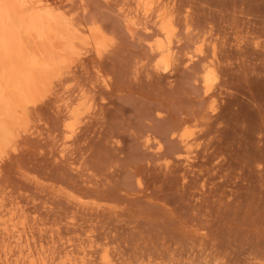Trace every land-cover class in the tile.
<instances>
[{"label": "rangeland", "instance_id": "374dc122", "mask_svg": "<svg viewBox=\"0 0 264 264\" xmlns=\"http://www.w3.org/2000/svg\"><path fill=\"white\" fill-rule=\"evenodd\" d=\"M54 1L104 45L80 49L70 86L33 106L34 133L0 163V196L12 191L5 208L27 219L7 227L12 235L1 229L0 253L29 246L43 251L36 264H98L102 254L110 264H264V0H174L181 21L169 71L157 66L154 46L165 38L140 0ZM123 15L136 17L132 33ZM200 41L206 62H186ZM59 87L86 92L78 120L63 118L57 106L69 92ZM65 120L75 122L70 144ZM174 131L194 139L188 161Z\"/></svg>", "mask_w": 264, "mask_h": 264}, {"label": "bare ground", "instance_id": "6f19581e", "mask_svg": "<svg viewBox=\"0 0 264 264\" xmlns=\"http://www.w3.org/2000/svg\"><path fill=\"white\" fill-rule=\"evenodd\" d=\"M105 1H109V0H105ZM111 1H113V0H111ZM125 1H127V0H124V5H126ZM136 1H138V0H136ZM155 1H157V0H155ZM109 3H110V1H109ZM156 3H157L156 7L153 6V8H152L151 7V0L150 1L149 0H140V2L139 1L137 2V4H139V5H137V7L139 6L141 8V13L143 14L142 16H144L145 19L152 17V19L154 18L156 20V24L159 26V32L158 33H160V35L165 38V41H162L163 39L159 40L158 44L156 46H154L155 47L154 53H155L156 57H158L157 66L161 67L162 69H164L166 71L168 69L171 70L173 68L174 61L177 60V58H178L177 57L178 55L175 52V48L173 47V45L171 43V39L174 36L176 28H177L175 22L177 23L178 22L177 18L179 20L180 17L176 16L177 17L176 18L174 16L176 14L175 13L173 14V12H172L173 10L171 11V7L173 8L174 0H158V2H156ZM57 4L58 3L57 2L55 3L54 0H0V163H2V160L6 156L11 155V157H12V153H14V151L16 149H18V146H19L18 144H20L19 140L22 136H23L22 137V139H23L26 134L28 135V133H34V130L31 129V127H32L31 123L32 122H30L31 127L29 124V121H30L29 118L32 117V116H30L31 115L30 111L32 110V108H34L33 106H35L36 103L38 104L40 101L42 102V100H44L45 98H47V99L50 98V96L56 91V87L60 86L61 83L65 82V83L69 84L70 82H72V80H74V79H72V78H74L72 76V78H71L72 80L69 79L71 81L67 82L68 81L67 79H66L67 81H63L65 78H69L68 75H70L69 73L72 72L70 69L73 68V67L71 68V65L75 64V62H78L77 60L82 58L81 57L82 54L80 55V53H79L80 49H84L83 54L88 55L89 52L93 53L94 47L96 46L97 43L100 45H104L103 44L104 40L102 37L96 39L94 36V34H95L94 31L89 30L91 28H89V29L87 28L88 25H87V27H85L83 24H81V21H80V23L77 22L76 18L71 16L72 14L69 15L68 10H66V6L62 7L61 5H57ZM138 8H136L137 10L135 9L132 13L130 12V9L129 10L127 9V11H129L130 14H133L134 12L136 13L138 11ZM119 11L121 14L127 13V15H130V14H128V12H126L125 9H122V7ZM175 11H176V9H175ZM176 13L178 14L177 11H176ZM179 15H181V14H179ZM185 16H186V13H185ZM122 17L124 18V15ZM174 17L176 18V21H175ZM135 18L132 16H129V17L127 16V19L124 18V20L126 19L125 21L127 24L128 32L131 31V29H135V28H132L136 25L134 23ZM186 18H187V16H186ZM179 21H181V20H179ZM182 21H184V20H182ZM188 22H190V20ZM178 25H179V23H178ZM175 26H176V28H175ZM187 26H189V25H187ZM137 27H138V25H137ZM187 30H188V28H187ZM189 31H190V28H189ZM132 32H133V30L130 33H132ZM177 34L178 33H176V36H177ZM174 38H176V37L174 36ZM177 41H179V40H177ZM204 44H205V41H202L201 44L195 48V52L193 54L186 55V62L189 63V62H192L193 60H196V59H199L201 61H203V60L205 61L206 58L204 57ZM151 48H152V46H151ZM213 53H214V51H213ZM214 54H216V52ZM82 56H86V55H82ZM83 59L84 58H82V60ZM215 59H217V58L214 57V59H211L210 61H208L206 68H204L205 73L203 74L204 75L203 80L206 84V88H208V86H210L211 82H213L212 80L216 74L215 73L216 69L214 66V65H216V64H214ZM75 66L76 65H74V67ZM77 66H76V68H77ZM74 71H73V73H74ZM156 71H157V69H156ZM70 77H71V75H70ZM103 78L99 79V81L104 80L105 85H107L108 82H106V79L105 78L103 79ZM63 85H64V83H63ZM68 86H70V84ZM73 86H75V85H73ZM60 87L62 88L63 86H60ZM60 87H59V90L61 89ZM65 87H66V85H65ZM65 87H64V90L61 89L60 92L63 91L62 92L63 94L64 93L66 94L68 92L69 93L66 95V97H64L63 100L58 99L59 101H61V103L58 104L57 107L59 110L63 111V114L60 111V113L63 115V118H66V120H68V119L75 120L78 118V116H81L80 115L81 114L80 109H81L83 102L86 103L85 102L86 92L84 93V91L79 90V91H77L78 94H76V93L73 94V93H70L69 90L67 92L65 90L67 87L66 88ZM69 89H71V88H69ZM71 90H74L73 87ZM208 90H207V92H209ZM57 95L58 94H56V96ZM54 96H55V94H54ZM61 97H63V95H61L60 98ZM51 98H52V96H51ZM55 98L50 99V104H51V100L57 101ZM210 99H211V97H210ZM76 100H77V102H75ZM59 101H57V102L59 103ZM48 102H49V100H48ZM45 103H46V101L44 102V104ZM212 107H214V104ZM35 109H37V108H35ZM58 109H57V112H58ZM31 112L33 114V110ZM58 117L60 118V116H58ZM61 118H62V116H61ZM63 118H62V120H63ZM33 119H34V115H33ZM66 120H65V123L63 124L62 128L66 131V137H65L66 140L68 142L69 141L71 142L72 140L74 141V139H72V140H69V139L75 134L76 127H74V125H73L75 122H72V124H71L70 120L69 121H66ZM60 122L62 123L61 120H60ZM33 128H34V124H33ZM175 132L176 131H174V134H172V135H177L176 137H178L177 138V140L179 141L178 143H181V149L183 151L182 155H184V158L188 161L189 160L188 152H189V148L191 145L190 142H191V140H194V139H191L189 142V140L185 139V137H184L186 135L185 132H184V136L182 133L175 134ZM64 134H65V132H64ZM77 135H78V133H77ZM21 141L22 140H20V142ZM70 142H69V144H70ZM64 148L65 147H62V149H61L62 154H63V151L66 149V148L65 149ZM10 152H11V154H10ZM65 153H67V152H65ZM61 156H63V155H61ZM64 157H65V154H64ZM7 159H9V157H7ZM187 163H189V162H187ZM2 167L3 166H0V168H2ZM22 177L24 179H26L23 175H22ZM33 179H31L32 182H35L34 181L35 179L34 180ZM27 180H29V179H26V182L31 181V180H29V181H27ZM8 183H9V181H8ZM37 183L38 182H36V184ZM11 184H12V182H11ZM6 185H8V184H6ZM6 185H4L5 188L8 187L10 184L8 186H6ZM12 186H13V184H12ZM32 186H34V185H32ZM14 187H16V185H14ZM11 188L12 187H10V189ZM17 188H18V186H17ZM20 188H21V186H20ZM50 188H49V191H51ZM1 189L2 188H0V191H1ZM7 190H9V188ZM44 190H45V193L44 192L43 193L47 195L46 191L48 189L46 190V188H45ZM22 191H24V190H22ZM4 192H5V190L2 193L3 195L5 194ZM11 192L12 191L7 192V193H11ZM18 193H19V191H18ZM2 194H1V196H2ZM49 194L50 193H48V196H49ZM18 195L22 196V194H18ZM31 195H33V194H31ZM1 196H0V227H1L0 231L2 229L4 234L8 235V233H9V235H12L11 233L13 231L10 233L9 230H12L14 228L13 226L17 227V225H15V224H17V222H18L17 220L20 221L21 217L18 215V217H20V218H17V220H16L15 217H16L17 212L15 211L16 213H14V210H16L17 208L16 209H14L15 207L12 209L5 208V207H7L8 204H5L6 202L4 203V201H6V199L4 197L5 200L3 201ZM10 197H11V199H13L11 194L9 195V198ZM34 197L36 198L37 196H33V198ZM6 198H8V197L6 196ZM33 198L31 197V200ZM29 199H30V197H29ZM59 199H61V198H59ZM78 200H77V202H79ZM33 201L35 202L34 199H33ZM64 202H66V201H64ZM80 202H79V204H80ZM32 205H34V203ZM87 206H88V204H87ZM36 207H37V205H36ZM81 207H83V206L81 205ZM85 207L86 206H84V208ZM79 208H80V206H79ZM99 212L101 213V211H99ZM22 218H24V217L22 216ZM22 218H21V221H23ZM24 219L27 220L26 216ZM22 223L25 224L26 221L22 222ZM22 223L19 222L18 227H20V225ZM70 223H72V222H70ZM75 224L78 225L77 221ZM75 224H73V226ZM9 226L12 227V229H8L7 227H9ZM22 226H23V224H22ZM20 230H21V228H20ZM20 230H19V233H22V231H20ZM13 235H14V233H13ZM15 235L13 237H15ZM10 237H12V236H10ZM18 238H17V240L19 242L20 240ZM7 240H6V242L9 241V240L8 241ZM3 241H2V243H3ZM25 243L26 242L24 241V244ZM29 243H31V242H29ZM32 243H31V245H32ZM27 245H28V243H27ZM11 246H12V244H11ZM11 246H9V247L11 248ZM14 246H15V243H14ZM34 246H35V243H34ZM43 247L44 246H42L41 249H44ZM3 248H4L3 252L1 251V253H0V264H36V259L39 258V256L37 258L35 257L36 254H33L32 250L30 251L29 246H27V252H25L26 250L24 251L25 253L21 252V250L19 249V251H17L18 253L16 252L17 253L16 255H14L15 252H11L12 248L10 250L9 249L7 250L6 246H4ZM3 248L1 247V249H3ZM39 251H41V250H39ZM105 252L107 254V251H105ZM38 253L43 254V251L38 252ZM38 253H37V255H38ZM99 255H101V254H99ZM108 255H109V253H108ZM109 256H111V258H112V255H109ZM109 256L102 254L99 258L101 264H110V261H109L110 259L107 258ZM123 259H122V261H123ZM44 260L45 259H43V260L41 259V261H43V262H44ZM112 260L115 261L114 258ZM100 262H98V264H100ZM126 262L127 261H125L123 263L127 264ZM118 263L119 262H117L116 264H118ZM40 264H42V263L40 262ZM44 264H45V262H44ZM70 264H71V262H70ZM119 264H122L121 261Z\"/></svg>", "mask_w": 264, "mask_h": 264}]
</instances>
